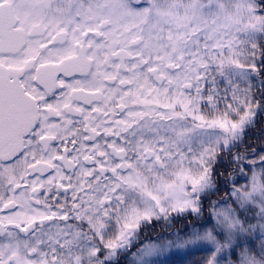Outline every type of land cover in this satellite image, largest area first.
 <instances>
[{
    "label": "snow or ice",
    "instance_id": "1",
    "mask_svg": "<svg viewBox=\"0 0 264 264\" xmlns=\"http://www.w3.org/2000/svg\"><path fill=\"white\" fill-rule=\"evenodd\" d=\"M198 243L264 264V0H0V264Z\"/></svg>",
    "mask_w": 264,
    "mask_h": 264
},
{
    "label": "trees",
    "instance_id": "2",
    "mask_svg": "<svg viewBox=\"0 0 264 264\" xmlns=\"http://www.w3.org/2000/svg\"><path fill=\"white\" fill-rule=\"evenodd\" d=\"M240 183H244L241 179ZM223 191L217 196L211 197L212 201L219 199L223 196ZM209 202L205 201L204 217L203 219L197 217L195 214H184L182 216H176L173 214L168 220H160L154 222L153 226L146 229V239L144 243L157 242L158 240L170 241L172 239H177L183 241L187 239L193 231L203 232L205 227H211L214 220L210 218V208L208 207ZM210 256L207 250H199L196 252H190L188 261L186 263L181 262V264H204L205 260ZM235 257L228 256L227 262L234 260ZM174 259L171 260V264Z\"/></svg>",
    "mask_w": 264,
    "mask_h": 264
},
{
    "label": "rangeland",
    "instance_id": "3",
    "mask_svg": "<svg viewBox=\"0 0 264 264\" xmlns=\"http://www.w3.org/2000/svg\"><path fill=\"white\" fill-rule=\"evenodd\" d=\"M170 241H178L177 239H172ZM209 247H205L202 244H188L185 247L176 248L173 247L171 250H169L165 256L163 257L164 264H171V260L174 259V262L172 264H181V262L186 263L188 261V257L190 252H196L199 250H207L208 253L211 255V252L209 251ZM228 255L225 256V261L227 264Z\"/></svg>",
    "mask_w": 264,
    "mask_h": 264
}]
</instances>
